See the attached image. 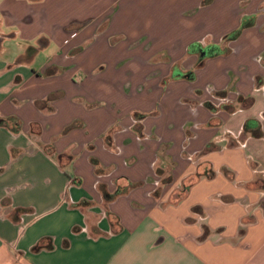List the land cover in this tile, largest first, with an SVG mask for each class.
Listing matches in <instances>:
<instances>
[{
  "label": "crops",
  "instance_id": "0c3cea01",
  "mask_svg": "<svg viewBox=\"0 0 264 264\" xmlns=\"http://www.w3.org/2000/svg\"><path fill=\"white\" fill-rule=\"evenodd\" d=\"M124 1L0 0V264H264V0Z\"/></svg>",
  "mask_w": 264,
  "mask_h": 264
},
{
  "label": "rangeland",
  "instance_id": "374dc122",
  "mask_svg": "<svg viewBox=\"0 0 264 264\" xmlns=\"http://www.w3.org/2000/svg\"><path fill=\"white\" fill-rule=\"evenodd\" d=\"M128 0H125L124 2L126 3ZM139 1V0H138ZM98 6H106L104 4V2H100V1H97V2H87L85 4H79V3H76L75 5H71L70 7L68 6V8L62 12V17L64 18V16L66 15H73L75 17H78V18H96V17H99L100 16V8ZM163 6V5H161ZM130 6H127L125 9H124V19H117L119 15H117V18L115 19V23L113 24L112 26V29L110 30V32H117L119 30H122V26H125L127 28V14L128 13H131V16L134 12V9L135 7H133V10L131 8H129ZM177 9L175 8L174 12H177L176 11ZM63 18H60V21L59 22H64ZM58 19V18H57ZM160 18H157V22H159ZM177 20V22H180V20L178 19H175V21ZM94 23V21H87V22H84L83 24H74V25H71L67 28V31H66V34H67V38L64 40L63 44L65 46H68L71 42H73L74 40H76L78 37H79V31L85 27H87L89 24H92ZM106 25V22L103 24V28L104 26ZM33 26V25H32ZM31 26V27H32ZM41 28L40 24L37 23L35 24V27L33 29H39ZM74 34H76L75 37H72ZM83 47H81L82 49ZM12 53L14 56H16L17 54V50H18V44L15 45L14 47H12ZM77 49V48H76ZM80 48L77 49V51H80L81 50ZM75 50V49H74ZM73 50V51H74ZM76 52V51H74ZM95 55H98V53H95ZM43 56H41V58L37 61V67L38 66H41V65H44V62L43 61ZM181 196L180 195H176L174 197V201H176L177 198H180Z\"/></svg>",
  "mask_w": 264,
  "mask_h": 264
},
{
  "label": "trees",
  "instance_id": "16d2710c",
  "mask_svg": "<svg viewBox=\"0 0 264 264\" xmlns=\"http://www.w3.org/2000/svg\"><path fill=\"white\" fill-rule=\"evenodd\" d=\"M207 3H208V2L205 1L203 4H207ZM249 26H250V23L243 22V24L241 25V27H240L239 30L235 31L233 34L227 36V37L224 39L225 42H231V41L237 39L238 36L240 35L241 31H242L243 29L249 27ZM229 53H230V50H229V49L225 50V52H224V54H229ZM215 54H217L216 51H213V52L210 53L211 56H213V55H215ZM226 95H227V92L217 93V96H221V97H225ZM56 99H57L56 95H53V96H52L51 98H49L47 101H52V100L54 101V100H56ZM2 123H6V121L0 120V124H2ZM76 127H77V123H73V124H71L70 126H68V127L66 128L65 132H69L70 130H72L73 128H76ZM92 163H93L94 165H97V164H98L97 161H95V160H92ZM97 166H98V165H97ZM137 186H139V185H138V184H137V185L129 184V187H130V188H132V187H137ZM107 198H110L109 200H111V198H113V197H112V196H107ZM44 242H45V241H42V242L38 243V244L34 247V251L39 252V251H41V250H43V249H48V248L50 249V248H51L50 244L47 245V244H45Z\"/></svg>",
  "mask_w": 264,
  "mask_h": 264
},
{
  "label": "built area",
  "instance_id": "2783aa9c",
  "mask_svg": "<svg viewBox=\"0 0 264 264\" xmlns=\"http://www.w3.org/2000/svg\"><path fill=\"white\" fill-rule=\"evenodd\" d=\"M76 36V34H74L72 37H75Z\"/></svg>",
  "mask_w": 264,
  "mask_h": 264
}]
</instances>
